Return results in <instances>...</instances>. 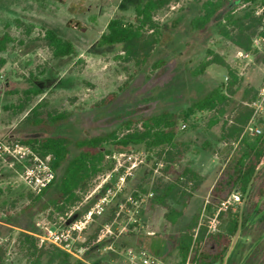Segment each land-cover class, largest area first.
Masks as SVG:
<instances>
[{
  "label": "rangeland",
  "instance_id": "obj_1",
  "mask_svg": "<svg viewBox=\"0 0 264 264\" xmlns=\"http://www.w3.org/2000/svg\"><path fill=\"white\" fill-rule=\"evenodd\" d=\"M203 1L178 0L155 12L161 40L149 61L137 68L121 58L119 45L99 46L97 42L110 18L134 22L133 9L140 0H0V35L10 37L0 52L4 60L0 143L22 144L47 135L75 140L118 130L127 120L185 109L227 80L226 71L217 65L194 75L207 49L220 54L239 79L238 90L216 125L208 126L213 112H197L184 129L179 126L176 139L187 149L168 170L153 151L141 145L124 149L105 145L109 154L100 170L78 187V200L65 214L41 210L58 182L34 199L36 194L21 177V167L0 153V223L14 227L0 224V244L6 251L3 264H29L14 246L20 233L30 229L38 245L50 244L40 238L49 231L80 226L89 211L92 216L74 233L72 245L76 250L86 247L81 255L86 264H128L127 251L138 248L170 264L187 259L196 264L198 253L217 257L223 247V256L212 264H264V244H259L264 237V168L243 198L236 190L224 200L212 194L236 145L222 131V124L231 117L242 90L255 92L264 76V46L261 50L253 47L258 54L246 57L217 34L216 24L226 9H257L264 7V0H241L236 6L228 0L209 29L200 33L190 29L189 19L199 13ZM45 29L69 40L74 54L55 58L43 39ZM156 61L163 63L154 69ZM34 86L38 94H25ZM34 107L44 120L46 112L53 111L66 113L68 118L59 125L46 122L35 127L24 119ZM76 153L71 145L70 157ZM62 169L55 171L56 180ZM189 171L195 174L192 179ZM97 205L103 208L100 214L95 213ZM235 215L237 236L228 229ZM96 231L97 238L92 239ZM188 238L191 245L183 261L177 242Z\"/></svg>",
  "mask_w": 264,
  "mask_h": 264
},
{
  "label": "trees",
  "instance_id": "obj_2",
  "mask_svg": "<svg viewBox=\"0 0 264 264\" xmlns=\"http://www.w3.org/2000/svg\"><path fill=\"white\" fill-rule=\"evenodd\" d=\"M178 0H140L134 6V22L124 20L122 17H112L101 33L97 44L99 46L119 45L121 58L126 62H132L135 67L144 66L150 59L154 49L160 43L162 32L154 14L162 10L172 2ZM255 3L256 0H244ZM241 2V0H237ZM229 4L228 0H204L201 3L200 11L193 16L189 22L192 31L204 33L209 29L212 18L224 10ZM236 6V4L234 5ZM256 9H249L238 12L232 7L226 9L221 21L217 22V34L230 42L233 46L245 53L257 55V50L252 46V39L260 35L264 39V29L261 26L260 18L255 14ZM43 39L55 58H63L74 54L73 44L51 29H45ZM10 37L7 34L0 35V52L4 51ZM163 62L156 61L152 68L159 67ZM4 60L0 58V68ZM210 65H217L226 71L227 80L212 88L205 95L192 102L187 108L171 112L161 111L158 114L143 117L140 120H127L122 123L118 130L96 135L71 139L66 136H43L40 138L26 139L22 144L31 146L34 152L48 163L54 172L53 181L43 189L34 199H39L56 183L57 187L51 197L43 202L41 210L51 209L58 214H65L74 206L78 200L76 190L79 186L89 181L96 174L106 159L108 151L104 150L105 145L115 146L121 149L141 145L147 150L153 151L157 157L170 168L179 157L186 151L185 143L176 139L179 126L185 124L193 114L197 112H213V117L208 126L216 125L225 114L226 107L231 102L239 87V79L234 69L218 53L207 49L205 59L194 71V75H202ZM40 91L35 86L25 91L28 96L36 95ZM251 93V94H250ZM256 91L244 88L238 103H234L231 109V117L222 124V131L226 136L235 141L233 156L228 163L224 177L216 183L214 196L224 200L232 190H236L243 198L252 186L256 176L264 168V130L256 137L241 136L243 126L247 122L251 110L248 107ZM42 115L38 107H34L26 115L25 122L32 126H41L43 123L59 125L67 120L68 114L46 112ZM47 119V120H46ZM77 149V153L70 157V146ZM63 167L61 175L56 180L55 171ZM167 168V170H168ZM165 170V171H167ZM192 179L195 174L189 171ZM1 192V189H0ZM159 200V197H155ZM239 226L238 215L230 222L228 229L234 231ZM190 229H195V225ZM97 238V231L91 237ZM191 239H180L177 242L178 251L183 261L189 251ZM14 246L27 259L29 264H86L84 261L74 259L59 247L52 244L38 245L37 238L30 229L20 233ZM225 248L219 250L217 257H208L198 253L196 264H212L216 258L224 254ZM5 247L0 244V264L5 258ZM214 259V260H213ZM192 262L196 261L194 258Z\"/></svg>",
  "mask_w": 264,
  "mask_h": 264
},
{
  "label": "built area",
  "instance_id": "obj_3",
  "mask_svg": "<svg viewBox=\"0 0 264 264\" xmlns=\"http://www.w3.org/2000/svg\"><path fill=\"white\" fill-rule=\"evenodd\" d=\"M255 14L260 18L261 26L259 30L264 29V7H258ZM252 46L257 50H261L264 46V39L260 35H256L252 39ZM244 56H249L248 53L243 52ZM251 110L250 116L243 126L241 136L256 137L261 135L264 130V76L261 81L260 87L256 90L253 100L247 104ZM185 124L181 125L184 129ZM0 153L7 155L21 167V177L27 185L28 189L34 193L39 194L45 189L54 179V172L52 171L48 160L42 158L35 153L31 146L27 144H4L0 143ZM96 214H100L103 210L102 206H96ZM92 216V211L86 215V220L80 226L77 224L68 227V229L49 231L45 237L40 238L41 242H48L55 245L70 254L78 260L87 249L86 247L80 249H73L74 233L80 232L84 228V224ZM128 264H170L167 261L149 253L143 248L136 250L129 249L126 253ZM182 264H192L190 259H187Z\"/></svg>",
  "mask_w": 264,
  "mask_h": 264
},
{
  "label": "crops",
  "instance_id": "obj_4",
  "mask_svg": "<svg viewBox=\"0 0 264 264\" xmlns=\"http://www.w3.org/2000/svg\"><path fill=\"white\" fill-rule=\"evenodd\" d=\"M233 3H234V4H238L237 0H234ZM190 20H191V18L189 19V22H190ZM0 224H1L2 226H4V227L9 228V229H13V228H14V227H12V226L9 225V224H5V223H0Z\"/></svg>",
  "mask_w": 264,
  "mask_h": 264
},
{
  "label": "flooded vegetation",
  "instance_id": "obj_5",
  "mask_svg": "<svg viewBox=\"0 0 264 264\" xmlns=\"http://www.w3.org/2000/svg\"><path fill=\"white\" fill-rule=\"evenodd\" d=\"M237 230H238V228L234 230L235 236H237V234H238V232H239V230H238V231H237ZM259 244H262V245L264 244V237H263V239H261V240L259 241Z\"/></svg>",
  "mask_w": 264,
  "mask_h": 264
}]
</instances>
